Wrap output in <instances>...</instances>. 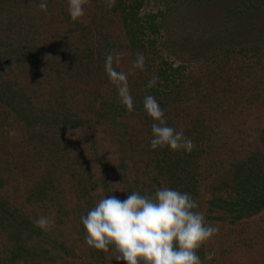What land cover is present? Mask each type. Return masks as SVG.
<instances>
[{"label": "rangeland", "instance_id": "374dc122", "mask_svg": "<svg viewBox=\"0 0 264 264\" xmlns=\"http://www.w3.org/2000/svg\"><path fill=\"white\" fill-rule=\"evenodd\" d=\"M18 2L10 0L3 7L0 6V47L14 51L26 45H34L37 48L34 56L41 53L42 56L32 58L28 54L11 53L8 63L12 65H6L2 73L3 82L10 83L15 88H32L27 80L36 74L39 76L38 82L44 85V91L40 95L44 99L43 104L47 105V98H50L54 103L51 106H54L61 88L56 74L48 67L53 68L52 61L59 60L60 52L63 53L62 50L72 44L74 22L84 25L88 29L86 33L95 36L94 39L101 34L107 38L111 43L108 53L120 59L119 65L114 66L128 74V81L131 72H139L132 69V62L137 53H142L143 48L134 51L130 47L119 11H114L113 6L109 8L106 0H87L85 14L78 21L69 20L67 0H52L46 13L37 8L39 0ZM231 3L232 0H146L140 11L141 15L155 14L158 24L163 22L159 34H146L140 42L145 44L150 66L167 62L173 67H184L185 74L195 77L190 79L200 78L201 84L210 89L212 86L217 87L214 93L216 96L209 97L210 100L203 105V109L208 110L209 124L203 134L204 140L197 146L198 152L195 151L188 158L184 174L187 178L184 179L182 173L175 182L167 179V169H161L164 164L159 160L168 157L175 159L179 155V160L183 161L182 152L172 151L169 154L167 147L152 150L149 147L151 125L147 126L146 120L141 117L136 120L131 116L124 120L123 116H119L118 128H112L110 121L106 119L99 120V123L94 119L85 128L69 129L61 150L48 155L51 160L53 156L62 160L61 166L54 163L48 168L54 170L53 173L47 176L45 167L48 164L42 163L33 171L17 170L14 180L2 184L0 181V204L10 207L23 222L17 224L16 219H8L6 214L5 220L0 219V264H125L124 261L115 260L116 252L113 249L110 248L107 252L97 251L85 244V232L77 214H80V208L83 211V205L87 213L101 198L108 195L123 200L130 189L148 192V186L157 188L158 184L163 187L173 185L176 190L190 193L198 203L196 210L204 215L205 222L218 228V232L197 250L202 264H264V210L233 221L232 212L209 206L210 200L235 199L236 181L231 164L243 161L252 153L264 155V59L258 63L259 69H246V76L235 74L225 85L228 75L220 74V79L216 78V74L211 75L216 65L211 66L200 56V59L191 58L187 52L189 47H185L186 42L193 44L198 39L204 40L217 34L220 28L230 29V33L236 29L232 40L239 46L238 42L246 38L243 36L246 22L243 19L229 20L228 16L232 15ZM20 11L22 14H19ZM30 17H36V20L33 18L29 22ZM21 22L26 25L19 26L18 33L16 26ZM216 24H220V27ZM241 35L243 37L239 38ZM151 39L155 41L153 45L150 43ZM84 41L87 39H81V44ZM242 46L236 47L235 51L238 48L240 51L244 50ZM259 48L256 57L264 58V48ZM250 53L244 51L238 57L248 68L257 64L254 58L253 61L248 60ZM13 56H16L13 59L15 61L11 59ZM32 60L39 61L43 67L28 64ZM102 73L100 93L111 101L117 90L110 85L105 71ZM66 77L67 75L64 76L65 79ZM238 79L243 82L239 83ZM241 83L243 88L238 89L236 84ZM75 86L76 90L79 87L84 90L93 87L81 84L79 80ZM224 86L228 88L225 91L222 89ZM113 90L116 92H112ZM235 91L241 93L234 98L230 93ZM73 92L74 97L79 98ZM209 93H213L212 90ZM247 94L258 97L245 101L241 96ZM260 96L262 99L256 101ZM62 98L64 97H60L61 101ZM202 98L199 104H205L206 97ZM118 100L117 95L116 101ZM68 101L72 107L73 99ZM174 121L177 124L174 128L185 135V124L180 125L176 119ZM18 129L15 125L11 126L10 134H19ZM192 146L195 147L193 143ZM159 150H163L165 155L158 153ZM66 164L78 169L83 176L86 175L88 186L98 182L99 189L89 193L90 195H83L85 193L79 189L77 177L71 176L64 169ZM190 178L193 180L188 183ZM104 179H107L109 186L102 183ZM0 209L3 210L1 205ZM40 216L49 219L48 231L34 225L33 221ZM16 241L20 251L13 247Z\"/></svg>", "mask_w": 264, "mask_h": 264}, {"label": "trees", "instance_id": "16d2710c", "mask_svg": "<svg viewBox=\"0 0 264 264\" xmlns=\"http://www.w3.org/2000/svg\"><path fill=\"white\" fill-rule=\"evenodd\" d=\"M10 0H0V6L6 5ZM16 2H24L25 0H12ZM146 0H114L113 7L114 11L118 10L120 13L121 23L126 31V36L130 40V47L134 51H138L143 48V55L145 57V64L143 71L138 73H132L129 75V89L134 97V110L129 111L120 101H116L115 98L112 100H107L100 93V86L102 85V72L104 71L105 56L108 54L110 42L104 37L103 34L98 35L97 39L95 36H90V33H86L88 29L82 25L80 22H74L75 27L72 30V44L69 47L60 52V59L57 61H52L51 65L48 67L49 70L54 71L57 76V81L60 85L59 96L56 97V104L51 106L50 98H47V105H44V99H41V92L44 91V85L38 82V75L33 74L28 78V85L31 84L32 88L27 86L21 88H15L14 85L10 83L3 82L2 73L7 67L12 65L9 64L10 54L15 53L16 55H29L32 58H41L42 53L34 56L36 52V46H24L20 50L12 51L11 48L0 47V181L6 183L9 180H14L16 177L17 170L20 171H33V169L39 168L42 163H47V176L53 173L54 170H49L54 163L62 165L58 156H53L51 160L48 155L53 152H58L63 147V142L65 141L66 131L69 129H79L85 128L87 124L92 122L99 123V120L110 121V126L113 128H118L117 117L123 116L124 120L131 118L146 120L147 126L151 125V119L146 115L143 110L142 100L145 94H151L156 98L159 106L164 110L166 122L172 127H176L174 119H176L180 125L186 126L185 136L191 139L194 144V148L190 152H182L184 157V162L180 161V156L172 159L168 157L167 159L161 158L159 162L164 164L167 169V179L169 181H177V176L182 175L184 179L187 175L184 174L187 171V161L189 157H192L194 152H198L199 147H197L201 141L204 140L203 134L207 130L209 117L208 110L203 109V105H206L209 97L216 96L215 90L217 87L212 86L205 87L201 84L202 79L197 78L195 80L190 78H195L185 74L183 71L184 67H173V65L167 62H160L156 65L150 66L149 58L147 56V49L142 41L143 36L147 35H157L160 33V28L162 24L157 23V16L155 14L141 15L140 11ZM18 2V3H19ZM39 3V2H37ZM36 3V4H37ZM52 0H48V6L51 5ZM28 6V5H27ZM232 9V15L228 16L229 20H240L243 19L246 25L243 27L244 38L242 41H237L238 45L233 42V35H235V30L230 33L229 30L217 31V34H212L206 39H198V41L192 44L186 42L185 47H189L187 50L189 56L193 59L202 57L201 59L207 61L213 67V72L211 75L216 74V78L220 79L219 75H228V79L225 85L228 84L229 80L233 78L235 74L246 76V69L256 70L259 69L257 65L261 63L264 59L262 57H256L257 53L260 51L259 47L264 48V0H232L230 4ZM31 7V6H30ZM1 8V7H0ZM214 9L216 6L213 7ZM239 9V11H236ZM19 14H22L20 11ZM65 14V13H64ZM33 18H28L30 22ZM69 20H71L69 18ZM247 20V21H246ZM26 24L17 23L16 30L20 32L19 26H25ZM220 27V24H216ZM18 27V28H17ZM229 32V34H227ZM227 34V35H226ZM242 35L239 38L243 37ZM93 37V38H92ZM140 37V38H139ZM81 39H87L81 44ZM152 45L155 43L154 39L150 42ZM62 47V43L60 44ZM241 45L244 50L236 47ZM20 51V52H19ZM222 51V52H220ZM251 52L250 56L247 57L248 60L253 61L254 58L257 61L255 66L245 67L244 62L238 59L242 52ZM195 53V54H193ZM254 53V56L251 54ZM238 56H235L237 55ZM9 55V56H8ZM16 56L11 57L12 61H15ZM200 59V58H199ZM262 59V60H261ZM251 64H255L250 62ZM23 62H26L23 60ZM155 63V61H153ZM28 64L36 66L40 64L39 61L32 60ZM248 64V62H247ZM246 64V65H247ZM29 65V66H30ZM241 65V68H238ZM151 67V71L150 70ZM229 69V70H224ZM149 71V72H147ZM245 74H244V73ZM102 73V74H101ZM250 74V71H249ZM67 75L66 79L64 76ZM158 76L159 80L157 84L152 88H147V82L152 78V76ZM209 76V75H208ZM207 76V78H208ZM77 80L81 81V84L93 85L90 90H84L79 87L77 90ZM93 80V81H92ZM107 79H105L106 81ZM92 81V82H91ZM102 81V82H101ZM128 81V82H129ZM238 82H243L239 80ZM36 85V86H35ZM111 85V83H110ZM34 86V87H33ZM238 89L243 88L242 83L236 84ZM221 88V87H219ZM224 91L228 88L224 86L222 88ZM212 90L213 93H209ZM79 97H74L75 93ZM112 92H116L113 90ZM246 92V91H244ZM240 91H235L230 94L235 96L240 95ZM255 94V93H253ZM65 95V96H63ZM218 95V94H217ZM60 97L63 100H60ZM202 97H206L205 104H199ZM245 101L251 100L258 97V95L241 96ZM256 101L262 99L260 96ZM72 101L73 106L70 107L68 99ZM210 100V99H209ZM258 103V102H257ZM54 104V103H53ZM193 104H196L194 106ZM105 115H109L106 117ZM114 115V116H113ZM19 128V134H10L11 126ZM262 137L264 138V131L262 132ZM193 147V146H192ZM15 148V151H13ZM158 153H164L163 150H159ZM167 153H172L169 150ZM58 160V161H57ZM180 166L178 168V165ZM58 167V166H57ZM234 181L235 182V199L223 200L215 199L209 201L210 208H219L227 212H232L234 214L233 221L240 220L243 218L250 217L255 213L264 210V155L261 153H252L250 156L246 157L243 161L235 162L231 164ZM64 169L69 172L71 176L77 177L79 183V189L83 195L95 192L99 189L98 182H93L94 184L88 186V179L86 175L79 173L78 169L72 167V165H64ZM76 169V170H75ZM182 176V177H183ZM179 177V176H178ZM180 179V178H179ZM107 179L103 180L104 185H108ZM193 179L190 178L188 183ZM0 184V185H1ZM187 184V183H186ZM188 185V184H187ZM163 187L161 185H157ZM29 187V186H28ZM156 187V186H155ZM147 187L148 192L139 190L138 193L153 194L157 188ZM31 190L33 187H30ZM173 188V185L170 186ZM142 191V192H140ZM132 190H128V194ZM90 195V194H89ZM3 210L0 209V219H4L6 214L8 219H16L17 224L23 223L21 218L12 212L10 207L8 209L4 204H0ZM80 205V204H79ZM81 207V206H79ZM83 211L80 208V214H77L78 219L81 215H86L84 205ZM88 211V209H87ZM13 247H17L20 251V246L14 243ZM23 257V256H22ZM26 257V256H24ZM21 260V257L19 258ZM2 261V260H0ZM14 263V262H13ZM16 264V263H14Z\"/></svg>", "mask_w": 264, "mask_h": 264}, {"label": "clouds", "instance_id": "9594fccd", "mask_svg": "<svg viewBox=\"0 0 264 264\" xmlns=\"http://www.w3.org/2000/svg\"><path fill=\"white\" fill-rule=\"evenodd\" d=\"M113 2L106 0L109 8ZM67 3L72 21L84 16L87 0H67ZM37 8L46 13L48 0H39ZM119 63L118 56L108 53L104 71L116 88L121 105L132 111L134 97L129 89L128 74L117 70ZM144 64V55L137 53L132 69L143 71ZM158 80V76H152L146 87H154ZM142 105L152 121L149 141L152 150L167 147L170 151H191V139L167 124L164 110L154 96L145 94ZM196 209L198 203L190 193L170 187H159L153 194L144 195L132 191L123 200L108 195L86 215L80 216L84 242L97 251L113 249L115 260L125 264H202L197 250L218 228L206 223L204 215ZM33 223L43 231L49 230L50 221L45 216L37 217Z\"/></svg>", "mask_w": 264, "mask_h": 264}]
</instances>
